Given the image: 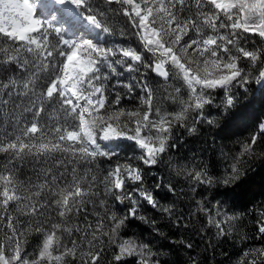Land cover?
Returning a JSON list of instances; mask_svg holds the SVG:
<instances>
[{"label": "snow or ice", "instance_id": "obj_1", "mask_svg": "<svg viewBox=\"0 0 264 264\" xmlns=\"http://www.w3.org/2000/svg\"><path fill=\"white\" fill-rule=\"evenodd\" d=\"M252 83L264 0H0V264H172L189 231L264 264V201L249 236L229 200L264 120L217 144Z\"/></svg>", "mask_w": 264, "mask_h": 264}, {"label": "trees", "instance_id": "obj_2", "mask_svg": "<svg viewBox=\"0 0 264 264\" xmlns=\"http://www.w3.org/2000/svg\"><path fill=\"white\" fill-rule=\"evenodd\" d=\"M249 92L244 95L238 105L233 110V123L229 126V140H217V144H223L227 148L235 149L241 140L249 137V134L256 129L258 121L264 120V87L255 83L248 85ZM215 116L220 112V109L210 108L208 110ZM211 118V117H210ZM201 128L204 136L211 140V135L208 132L207 125H198ZM215 131V130H214ZM188 141H196V136H185ZM128 143V142H126ZM190 146L198 148L199 143H193ZM130 155V152H129ZM217 160V171L223 172V164L219 162V155L213 157ZM220 192L225 191L224 188L219 189ZM210 199L213 192L207 193ZM217 199H224L223 196ZM230 203L234 206L232 211L242 215V220L239 222L243 225L242 231L248 233L249 236L254 235V225L251 221V208L254 204L264 201V163L257 162L252 171L240 182V186L236 188L235 192L229 193ZM138 224V223H137ZM140 230H146V227L138 225ZM239 227V224H238ZM139 229V228H138ZM168 231L167 228L163 229ZM185 238L191 239L193 242L192 250H185L180 246H170V254L167 257L172 264H188L189 254L196 257L200 264H235L236 260L242 255V250L246 245L240 243H233L232 241L222 242L219 246L214 247L208 245V238H203L201 235H193L191 231L182 234ZM180 236H173V239H178ZM162 243H165L161 241ZM247 245L260 246L259 240H249ZM226 254V255H225Z\"/></svg>", "mask_w": 264, "mask_h": 264}, {"label": "rangeland", "instance_id": "obj_3", "mask_svg": "<svg viewBox=\"0 0 264 264\" xmlns=\"http://www.w3.org/2000/svg\"><path fill=\"white\" fill-rule=\"evenodd\" d=\"M117 39H119V37H117ZM127 142V141H126ZM125 142V143H126ZM128 143H131V142H128ZM130 155H131V153H130ZM136 223H138L137 225H140V226H142V227H146V230H143L144 231V235L147 237L148 236V230H147V228H148V226L147 225H144V224H141L139 221H137ZM139 228V229H138ZM140 229H143V228H140L139 226L138 227H134V231H136V232H139V231H141Z\"/></svg>", "mask_w": 264, "mask_h": 264}]
</instances>
